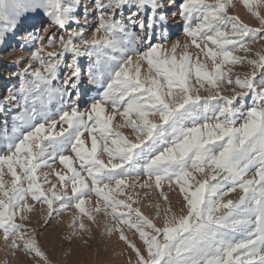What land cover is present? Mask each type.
Returning <instances> with one entry per match:
<instances>
[{
  "label": "snow or ice",
  "instance_id": "6c2138e0",
  "mask_svg": "<svg viewBox=\"0 0 264 264\" xmlns=\"http://www.w3.org/2000/svg\"><path fill=\"white\" fill-rule=\"evenodd\" d=\"M174 2L92 0L90 23L82 0H0V46L28 15L58 29L25 34L20 47H34L9 62L17 83L0 97V234L13 256L51 264L24 223L39 204L45 224L74 208L73 235L102 214L129 264H264V54L250 47L264 40V0H238L258 27L234 0H181L186 40L168 46ZM135 188L160 193L162 217L159 204L141 211Z\"/></svg>",
  "mask_w": 264,
  "mask_h": 264
},
{
  "label": "rangeland",
  "instance_id": "374dc122",
  "mask_svg": "<svg viewBox=\"0 0 264 264\" xmlns=\"http://www.w3.org/2000/svg\"><path fill=\"white\" fill-rule=\"evenodd\" d=\"M180 3L181 0H175L174 5L167 8L168 19L166 23V34L169 37L167 41L168 46L177 40H179L181 44L186 40L182 32L183 23L180 17L178 15L173 16V13L178 12ZM234 3H236V7L234 9H229L231 13L239 15L241 20L253 27L259 26L258 21L247 13L239 4L238 0H234ZM82 4L88 5V18L91 23L95 16V8L92 0H82ZM261 14L264 15V9H261ZM80 23L84 24L83 7L80 9ZM94 26V23H92L91 27ZM70 27L74 28L75 25H71ZM91 27L86 34V38H91ZM36 29H39L41 33L58 31L55 27L50 26L49 21L45 17L28 15L27 18L18 25L15 35H9L5 44L0 46V97L6 96L8 94V88L17 83V78H9L10 73L17 70L9 62L15 60L17 57L26 58L29 55V50L31 47H34V45H29L28 48H21L20 42L23 40L26 33L34 32ZM250 47L254 52L258 51L264 54V40H259L251 44ZM48 50L51 51V49ZM190 51L195 53L197 50L192 48ZM237 54L243 55V53ZM248 58L252 59L254 57L249 56ZM26 62L27 59L24 60V63ZM22 66L23 63L21 64V67ZM249 70L250 69L243 66H236L233 69L234 73H244ZM61 75L63 76V71ZM81 87L83 88L85 85H81ZM92 94L94 93H88V95ZM81 107H84V105H81ZM116 122H119V117H117ZM124 131L126 134L129 132L128 129H124ZM55 167L57 170L62 168L58 162ZM44 171L48 170L45 169ZM49 178L53 183L57 182L55 176H50ZM143 180L144 177H141L140 181L142 182ZM46 187L48 186L46 185ZM128 191L133 195L136 193L139 194L136 198L139 200L141 211L146 216L152 218L156 215L155 205L157 204L160 205L161 217L163 216L164 209L167 205L165 201L161 199L160 193L154 188H135L129 189ZM163 191L165 194L169 195V202L173 209H178L179 197L177 193L170 191L166 184L163 186ZM145 193L148 194L145 195ZM238 195L239 193H231L225 197V199H236ZM94 204L95 197L93 196L92 205L90 206H94ZM133 206L136 207L137 205ZM74 215H76V210L74 208H69L59 215L54 214V218L50 219V221L45 224L46 207L38 204L34 212L29 214V220L24 222L37 234L39 245L46 252L51 264H129L130 259L134 261V253L127 248L125 243L119 239L118 235L114 232L109 235L105 231L106 226L109 224L108 218L104 217L102 214H97L96 223L94 224L85 219L89 231L83 233L77 231V234L73 235L74 229L71 224ZM156 223L159 224L160 221L157 220ZM125 233L129 239L137 243L138 247L142 246L138 237L133 236L132 231L125 229ZM0 264H37V261L19 251L13 256L2 238V234H0Z\"/></svg>",
  "mask_w": 264,
  "mask_h": 264
}]
</instances>
